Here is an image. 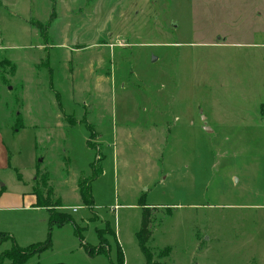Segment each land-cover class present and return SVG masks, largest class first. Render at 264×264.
Returning a JSON list of instances; mask_svg holds the SVG:
<instances>
[{
  "label": "rangeland",
  "instance_id": "rangeland-1",
  "mask_svg": "<svg viewBox=\"0 0 264 264\" xmlns=\"http://www.w3.org/2000/svg\"><path fill=\"white\" fill-rule=\"evenodd\" d=\"M0 132L71 217L20 264H145V206L153 264H264V0H0Z\"/></svg>",
  "mask_w": 264,
  "mask_h": 264
},
{
  "label": "crops",
  "instance_id": "crops-1",
  "mask_svg": "<svg viewBox=\"0 0 264 264\" xmlns=\"http://www.w3.org/2000/svg\"><path fill=\"white\" fill-rule=\"evenodd\" d=\"M11 156L0 132V232L8 238L1 244L8 243L26 246L39 242L46 236L48 209L36 205L33 186L25 190L12 183ZM42 211V216L36 212Z\"/></svg>",
  "mask_w": 264,
  "mask_h": 264
},
{
  "label": "trees",
  "instance_id": "trees-1",
  "mask_svg": "<svg viewBox=\"0 0 264 264\" xmlns=\"http://www.w3.org/2000/svg\"><path fill=\"white\" fill-rule=\"evenodd\" d=\"M89 143V141H88ZM39 175V172H36V179L37 176ZM37 186L33 188V193L36 196V205L37 206H48V228L50 229L52 225H63L67 221L71 220V217L68 213L60 211V210H51L52 207H58L60 206L59 200L56 199L54 200L53 205H49V203L52 200L53 196V189L51 185L49 184L48 180V175L47 174H41L39 181L37 182ZM78 190L81 199L87 203H91V198L89 194V186L88 184H82L81 181L78 182ZM150 208L152 207H147L145 206L143 208L142 212V217L140 221V229L138 232V240H139V245L141 248L142 253L144 254L145 257V264H153L152 260V253L150 249L146 246V242L148 238L150 237V223H151V212ZM76 229V227H75ZM77 230V229H76ZM81 238V236H79ZM100 237V244L95 248L94 253H98L103 250V238L102 235ZM8 236L5 233L0 232V244L7 239ZM49 247V238L45 240L44 242H35L31 243L26 246H18L15 243L12 244V246L8 249H5L1 251L0 253V263L7 262V264H20L24 263L27 261L29 257H31L34 254H37ZM86 249H88V253L92 254L91 247L88 245H85ZM169 251V248H165L161 252L162 254H165ZM48 264H70V263H65V262H55V263H48Z\"/></svg>",
  "mask_w": 264,
  "mask_h": 264
},
{
  "label": "water",
  "instance_id": "water-1",
  "mask_svg": "<svg viewBox=\"0 0 264 264\" xmlns=\"http://www.w3.org/2000/svg\"><path fill=\"white\" fill-rule=\"evenodd\" d=\"M203 127H204L205 129H207V126H205L204 124H203Z\"/></svg>",
  "mask_w": 264,
  "mask_h": 264
},
{
  "label": "built area",
  "instance_id": "built-area-1",
  "mask_svg": "<svg viewBox=\"0 0 264 264\" xmlns=\"http://www.w3.org/2000/svg\"><path fill=\"white\" fill-rule=\"evenodd\" d=\"M73 210H74V208H73Z\"/></svg>",
  "mask_w": 264,
  "mask_h": 264
}]
</instances>
